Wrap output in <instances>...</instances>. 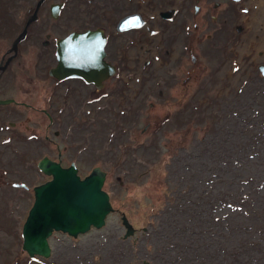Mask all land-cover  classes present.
<instances>
[{"label": "rangeland", "instance_id": "374dc122", "mask_svg": "<svg viewBox=\"0 0 264 264\" xmlns=\"http://www.w3.org/2000/svg\"><path fill=\"white\" fill-rule=\"evenodd\" d=\"M65 1L58 22L86 23L81 0ZM150 1L134 9L143 18L136 35L126 33L121 60L130 66L120 95L90 112V105L69 102L58 136L48 132L61 140L63 165L74 161L80 176L95 165L105 171L102 187L112 210L101 227L75 237L53 231L47 257L21 249L31 187L45 179L35 170L37 152L55 155L53 144L41 146V120L20 111L19 133L34 155L32 169L25 163L22 171L24 150L12 141L9 180L27 188L9 181L0 192V264H262L264 77L257 67L264 64V41L249 33L258 37L262 30L254 23H263L262 10L251 0ZM11 3L16 14L25 12L23 0ZM33 40L15 61L37 60L40 43ZM35 121L34 132L22 127H36ZM6 170L0 162L2 177ZM121 214L133 227L126 236ZM242 241L253 243L250 258Z\"/></svg>", "mask_w": 264, "mask_h": 264}, {"label": "flooded vegetation", "instance_id": "af4514ba", "mask_svg": "<svg viewBox=\"0 0 264 264\" xmlns=\"http://www.w3.org/2000/svg\"><path fill=\"white\" fill-rule=\"evenodd\" d=\"M145 1L152 2L150 0ZM66 3L65 0H23L22 6L25 7V12L16 14L15 8H9V5L12 4L11 0H0V162L7 167L6 176L2 177V173H0V188H2L0 192L5 191L6 187L3 186H8L11 182L9 177L13 178L14 175V172L8 171L9 166L13 165L14 161L12 141L24 150L23 157L19 158L18 164L22 171H27V168L25 170L27 167L25 163L30 166L29 171L32 169L31 159L34 153L30 154L28 148L31 143L25 147L26 139L19 133L21 128L19 119L22 115L20 111L30 110L33 114L35 113L36 119L41 120L43 140L45 141L42 142L41 146L46 148L47 144H53L55 156L46 152L38 155L37 152L35 170L43 173L37 167V161L43 156L66 166L60 160L62 154L61 140L52 139L48 132L53 138L58 136L57 127L61 125L64 112L70 108L69 102L81 101L86 106L90 105L91 108L88 110L90 112L94 110L92 105L108 100L115 92L120 95L124 89L120 85L122 80L125 81V70L130 65L127 64L125 67V62L121 59L128 42L126 33L135 32V36L137 29L143 25L141 13L134 10L137 5L140 6L141 0H81L79 4L85 5L84 10L88 15L84 17L86 23L80 26H73L75 23L73 17L67 21L58 22ZM129 3L132 9L126 10ZM167 4L168 10H170V1H167ZM213 5H217V2L215 1ZM164 8L166 7L161 9ZM197 8L198 6L195 4L194 13H196ZM132 14L139 17L140 23L138 25H120L122 19ZM162 15L164 16L166 13H162ZM209 15L212 19L215 18L211 13ZM86 29L102 30L105 39L103 59L113 66V73L100 79V86H96L93 82H88L79 76L56 77L49 72L50 68L57 63L56 40L65 37L72 31ZM21 31L23 34L13 47V42ZM208 36L207 34L206 37ZM3 38L6 39L5 42ZM40 38L43 39L39 40ZM30 40L37 44L40 43L38 53L40 56L32 63L24 60L15 61L19 56L21 46ZM190 58L194 61L193 55ZM186 78H189V73H187ZM36 100L44 102V105L37 107L31 103V101ZM18 122L19 125H17ZM34 125L36 127H30L25 123L22 127L24 130L34 132L36 131L35 128L39 126V121H35ZM32 139L34 144L36 139ZM35 148L36 146L33 147V149ZM44 175L43 181L49 178L48 175ZM11 186L13 188H27L24 183L15 181L11 182Z\"/></svg>", "mask_w": 264, "mask_h": 264}, {"label": "water", "instance_id": "95a60500", "mask_svg": "<svg viewBox=\"0 0 264 264\" xmlns=\"http://www.w3.org/2000/svg\"><path fill=\"white\" fill-rule=\"evenodd\" d=\"M140 19L128 15L120 25L136 26ZM19 33L13 42L22 36ZM104 35L101 29L72 31L56 40L57 63L49 72L56 77L79 76L100 86V79L113 73V66L105 62ZM264 77V64L258 65ZM37 167L49 178L32 187L33 199L21 225V249L29 257L50 254L48 237L61 231L72 237L86 232L90 227L99 228L112 210L108 192L102 187L105 171L98 165L80 176L74 161L62 166L43 156ZM124 236L133 231L124 214L120 216Z\"/></svg>", "mask_w": 264, "mask_h": 264}, {"label": "bare ground", "instance_id": "6f19581e", "mask_svg": "<svg viewBox=\"0 0 264 264\" xmlns=\"http://www.w3.org/2000/svg\"><path fill=\"white\" fill-rule=\"evenodd\" d=\"M251 1H253V2H255V3H253V4H255V5H258V8H257V10H262V11H260V14L262 15V18H263V23L262 22H260V20H257V19H255L254 20V23H258V24H263L264 25V0H251ZM252 17H254V16H252ZM261 29L262 30H256V31H258L259 32V35H258V37L257 36H255L253 33H252V31L253 30H251V31H249V33H250V37H253V39H256V41H258V42H262V41H264V26H262L261 27ZM261 31V32H260ZM263 32V33H262ZM247 37V36H246ZM251 40H252V38H251ZM257 42V43H258ZM256 44V43H255ZM260 46V45H259ZM261 47V46H260ZM258 48V47H257Z\"/></svg>", "mask_w": 264, "mask_h": 264}, {"label": "trees", "instance_id": "16d2710c", "mask_svg": "<svg viewBox=\"0 0 264 264\" xmlns=\"http://www.w3.org/2000/svg\"><path fill=\"white\" fill-rule=\"evenodd\" d=\"M242 242H243L242 250L245 252L244 256H246L247 258H250L252 256L251 251L253 250V248H252L253 243L251 241H242ZM241 246H242V243H241V245H239V247H241ZM239 258H241V257H239ZM238 259L235 257L234 261H237ZM262 264H264V258L262 259Z\"/></svg>", "mask_w": 264, "mask_h": 264}]
</instances>
